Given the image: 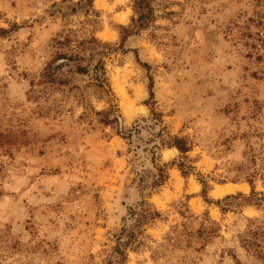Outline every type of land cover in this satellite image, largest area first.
I'll list each match as a JSON object with an SVG mask.
<instances>
[{
    "label": "rangeland",
    "instance_id": "374dc122",
    "mask_svg": "<svg viewBox=\"0 0 264 264\" xmlns=\"http://www.w3.org/2000/svg\"><path fill=\"white\" fill-rule=\"evenodd\" d=\"M92 1L0 0V264H107L143 201L161 215L136 230L126 264H264L245 242L257 231L264 248V201L226 200L264 199V0H160L125 41L132 0ZM63 56L87 72L52 76ZM163 127L191 151L159 149L176 165L141 194ZM227 185L241 188L213 196Z\"/></svg>",
    "mask_w": 264,
    "mask_h": 264
},
{
    "label": "trees",
    "instance_id": "16d2710c",
    "mask_svg": "<svg viewBox=\"0 0 264 264\" xmlns=\"http://www.w3.org/2000/svg\"><path fill=\"white\" fill-rule=\"evenodd\" d=\"M89 1L93 4L92 0H86V2ZM160 0H132L133 9H134V16L132 17L131 24L127 27H120L121 31L123 32V39L122 41H125L128 37L138 36L140 33L144 32L151 23L153 22L154 15H155V2ZM90 44L99 46L96 40H93L90 42ZM99 54H104L103 52H99ZM111 51L107 53V55H110ZM94 55L90 54V58L88 60L89 65L93 62ZM62 59V62L53 61L49 67L48 72L52 75L57 77L58 79L61 78L63 81V70L65 68L70 67L71 72H73V75L77 74H84L87 72V67L85 64H82V62H86V58H79L74 59L69 56H63L58 58L57 60ZM72 62L74 63L73 65ZM101 61H99L96 65V69L101 72V78H102V86L104 87L105 91L108 92V79L106 78V70L104 65L102 66ZM140 63V61H139ZM145 67L146 64H143ZM103 72V73H102ZM68 81V79H65ZM149 93L150 98L146 102V105H148L149 109L151 110V116L150 120L156 123V127L159 125H163V121L161 119V114L155 109L154 107V87L153 85H149ZM114 109L110 110V114L114 117L112 121H106L108 125L111 123H114V121H117L118 117H116L115 113L113 111ZM145 123L146 121L143 120ZM141 126L136 123L133 130H130L127 133H121L123 134V137L125 139L134 140L135 137L140 132ZM153 141L158 139V144L153 147L152 151V163H154V171H151V182L148 183V181H142L139 187V191L141 194L147 195L153 194L156 190L161 188L166 181L169 179V170L170 167H175L176 163H165L161 164L159 163V158L157 151L162 148H176L181 156V159H183L184 156H186L190 151L191 147L188 145L186 140L174 137L171 135V133L168 131L166 127L161 128L159 133L153 134ZM179 169L183 172V174H188L189 170L192 171V168H187L185 163H182L179 165ZM203 182V193L206 194L208 191V185L206 182ZM237 198L243 199V205H261V202L264 201V199H258L257 194L253 191L252 195L250 197H245L242 195H238L237 197H228L226 200H236ZM160 212H158L157 209H155L149 202L143 201L142 203L138 204L136 208L133 210L131 209V223L128 225V227H124L122 232L117 238V246L110 251L108 254L107 264H126L128 260V250L132 248L136 242H137V233L136 230L142 227L143 225L149 223L150 221H154L160 217ZM252 234L251 238H247L245 242L247 241V248L254 249L255 255L257 258L264 260V248L260 245L258 241V234L259 232H250L249 235ZM258 237V238H257Z\"/></svg>",
    "mask_w": 264,
    "mask_h": 264
},
{
    "label": "bare ground",
    "instance_id": "6f19581e",
    "mask_svg": "<svg viewBox=\"0 0 264 264\" xmlns=\"http://www.w3.org/2000/svg\"><path fill=\"white\" fill-rule=\"evenodd\" d=\"M122 16H123V19L124 20L127 19V17L125 15H122ZM132 113L133 112L129 108L125 109V115H126L127 119H130L131 118ZM172 152H173V150H167V151H165V153H164L165 154V157L168 154L172 153ZM239 188H241V186H239V185H236V186L227 185V186H223V187H218L213 192V196H215L216 198H221V197H223V196H225L227 194H233V193H235V191L237 189H239ZM242 188H243V190L247 189V187H245V186H242Z\"/></svg>",
    "mask_w": 264,
    "mask_h": 264
}]
</instances>
